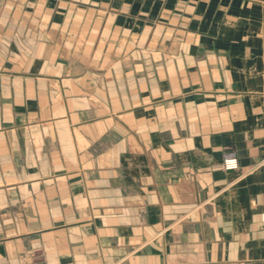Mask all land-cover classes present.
<instances>
[{
	"label": "crops",
	"instance_id": "obj_1",
	"mask_svg": "<svg viewBox=\"0 0 264 264\" xmlns=\"http://www.w3.org/2000/svg\"><path fill=\"white\" fill-rule=\"evenodd\" d=\"M0 264H264V0H0Z\"/></svg>",
	"mask_w": 264,
	"mask_h": 264
},
{
	"label": "built area",
	"instance_id": "obj_2",
	"mask_svg": "<svg viewBox=\"0 0 264 264\" xmlns=\"http://www.w3.org/2000/svg\"><path fill=\"white\" fill-rule=\"evenodd\" d=\"M237 164L238 163H237L236 155L232 152L227 153L225 160H224V163H223V167L227 170H230V169L236 168Z\"/></svg>",
	"mask_w": 264,
	"mask_h": 264
}]
</instances>
